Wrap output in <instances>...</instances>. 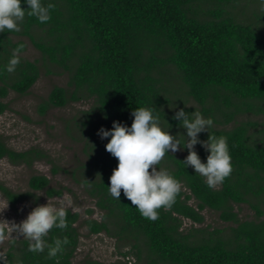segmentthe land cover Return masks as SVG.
I'll return each instance as SVG.
<instances>
[{"label": "trees", "instance_id": "trees-1", "mask_svg": "<svg viewBox=\"0 0 264 264\" xmlns=\"http://www.w3.org/2000/svg\"><path fill=\"white\" fill-rule=\"evenodd\" d=\"M46 3L47 0H44ZM50 19L25 16L19 31L0 32V115L10 110L9 93L27 95L43 70L65 76L53 84L39 104L51 108L80 103L64 128L88 147L77 168L95 210L85 216L67 207V227H52L43 239L67 238L56 256L28 250V240L11 238L0 264H75L80 232L106 234L119 253L134 254L139 264H264V9L261 0H54ZM22 7L25 6L22 2ZM27 42L40 57H23ZM14 50L19 62L6 65ZM185 104L188 106L185 107ZM153 106L170 132L185 131L172 114L194 108L213 118L209 129L227 137L232 171L214 188L184 166L187 149L165 152L157 167L171 171L181 188L170 207L150 220L142 216L121 190L120 199L107 192L117 158L105 150L110 137L97 129L112 121L132 122L137 106ZM175 106V107H174ZM26 118V116H25ZM206 139L208 131H201ZM203 160L207 152L197 143ZM49 157L38 147L16 150L0 134V160L32 167ZM53 173L58 172L54 161ZM66 171V169H63ZM76 173V172H73ZM83 178V179H82ZM46 174L33 173L28 190L13 191L0 181V193L12 208L63 195ZM248 212L245 213L244 209ZM204 211L217 215V225L205 222ZM188 221L189 224L185 225ZM6 233L0 227V240ZM126 248V250H124ZM127 263V262H125ZM79 264H101L86 259ZM137 264V263H136Z\"/></svg>", "mask_w": 264, "mask_h": 264}, {"label": "clouds", "instance_id": "clouds-1", "mask_svg": "<svg viewBox=\"0 0 264 264\" xmlns=\"http://www.w3.org/2000/svg\"><path fill=\"white\" fill-rule=\"evenodd\" d=\"M55 7L54 0L46 3L44 0H0V32L5 29L19 31L26 15L46 22L50 19V10ZM261 7L264 9V0H261ZM18 62L19 57L14 50L6 70L12 71ZM185 107L177 108L172 114V118L185 129L182 136L170 132L172 125L165 117L161 119L150 105L135 107L131 112L130 125L113 120L111 128L101 126L97 129L101 139L110 137L105 150L117 158V165L109 176L107 192L120 199L122 190L124 197L150 220L157 218L158 209L171 206L181 188L180 181L171 171L157 167L165 152L174 153L178 148H186L187 155L182 160L184 166H191L209 188L221 183L232 171L227 137L209 131L213 126L211 116H204L195 108L187 112ZM201 131H208L206 139L198 135ZM197 143L207 152L203 160L194 147ZM70 205V199L52 203L48 198L45 203L32 207L18 223H12L13 230L28 240L29 251L42 252L47 247V256L54 257L67 244V238H56L51 243L43 238L52 227L61 230L67 227L66 209ZM72 211L78 212L79 209L72 208ZM0 260L4 258L0 257Z\"/></svg>", "mask_w": 264, "mask_h": 264}, {"label": "rangeland", "instance_id": "rangeland-1", "mask_svg": "<svg viewBox=\"0 0 264 264\" xmlns=\"http://www.w3.org/2000/svg\"><path fill=\"white\" fill-rule=\"evenodd\" d=\"M22 55L30 60L40 57L39 52L30 42H27L26 51ZM66 80L65 76H54L43 70L29 94L18 95L11 92L4 99L9 102L10 110L0 115V134L6 139L8 146L16 150L38 147L49 157L37 159L32 167L13 165L6 159H2L0 160V181L13 191H26L31 174H46L52 179L53 186L61 185L65 188L63 195L49 198L50 202L57 203L61 199L65 201L70 199L71 205L68 207L78 208L84 216L86 209L91 208L95 210L93 217H98L100 213L96 208L95 199L88 195V187L76 181L81 179L76 170L86 160L89 149L84 142L67 135L64 128L76 109H83L84 105L80 102L66 108H51L46 110L45 114L38 111L39 104L42 103V99L48 94L52 85L65 84ZM47 159L54 161L61 170L53 173V163ZM37 194H39L37 202L26 200L12 208L0 193V227L6 229V233L0 240V256L6 252L9 239L23 238L13 230L12 223L22 220L36 204L47 201L48 198L43 191ZM244 212L247 213L248 210L245 208ZM203 213L207 224H218L216 214L211 211ZM186 222L185 225L189 224L188 221ZM80 232L83 236L80 238L79 248L73 258L75 264L86 259L97 260L101 264H139L134 254L128 257L122 256L115 245V240L110 239L106 234L84 237L87 233L86 227H82Z\"/></svg>", "mask_w": 264, "mask_h": 264}]
</instances>
